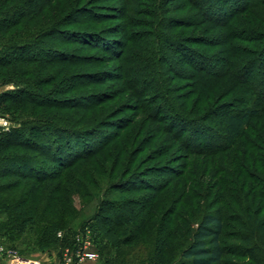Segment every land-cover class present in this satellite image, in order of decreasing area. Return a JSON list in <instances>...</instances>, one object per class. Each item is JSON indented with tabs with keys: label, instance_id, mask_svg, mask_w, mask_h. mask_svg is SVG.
Segmentation results:
<instances>
[{
	"label": "trees",
	"instance_id": "1",
	"mask_svg": "<svg viewBox=\"0 0 264 264\" xmlns=\"http://www.w3.org/2000/svg\"><path fill=\"white\" fill-rule=\"evenodd\" d=\"M105 1L118 3L121 9L119 16L105 14V18L123 21L109 33L123 40L107 42L109 38L91 28L99 20L86 4L89 0H0V85L13 84L0 92V115L16 124L0 127V244L19 252L55 247L64 213L72 210V193L86 191L88 184L97 186L93 175L89 181L80 175V170L94 173L83 161L131 123L107 122L102 113L89 112L103 101L93 91L82 90L100 84L94 75L104 72L107 81L122 80L136 108L144 110L149 123L140 125L143 133L151 138L162 133L189 154L217 160L207 183L195 180L188 162L155 184L146 181L151 170H132L127 177L122 172L115 181L114 185L127 183L125 192L150 191L138 200L145 207L165 186L175 182L179 189L161 214L155 264L174 259L172 264H264V0H148L149 21L144 25L151 29L149 50L145 43L139 44L136 31L131 32L142 24L135 19L136 6L146 0ZM112 45L117 53L110 52ZM90 49L112 54L117 67L110 72L104 66L103 72L94 74L100 62L85 53ZM76 67L77 71L70 70ZM173 73L190 87L179 97L173 94L178 86L169 85ZM218 84L230 94L223 103L214 90ZM148 92L151 98L143 101ZM27 110L29 115H19ZM105 124L115 131L101 133ZM149 124L152 128L146 130ZM146 139L130 143L144 151L151 140ZM239 144L244 146L237 151ZM154 150L159 171L169 159L170 147ZM221 154L234 155L232 166L219 164ZM190 192L199 195L204 206L198 210L196 202L185 203L187 211L177 214ZM114 207L112 212L106 210L112 226L115 221L121 225L128 212L130 219L138 217L126 204L120 208L127 215ZM168 221H181L184 232L171 246L166 262L158 251L166 248L172 230L158 235L165 232ZM228 221L235 224L230 243L223 241ZM141 222L146 219L134 228L133 237Z\"/></svg>",
	"mask_w": 264,
	"mask_h": 264
},
{
	"label": "rangeland",
	"instance_id": "2",
	"mask_svg": "<svg viewBox=\"0 0 264 264\" xmlns=\"http://www.w3.org/2000/svg\"><path fill=\"white\" fill-rule=\"evenodd\" d=\"M143 2L144 3H141V5L138 7L136 6L138 15L135 17V19H137V21H139V23L141 22L142 24L132 28L131 32L136 31L137 37H139L140 40L139 42H141L139 44L143 45L145 43L147 46L146 48L148 49L150 48L149 43L151 40V35H149V33H151V29L144 24L145 22L149 21V17L147 16V13H149V3L148 0ZM86 4H88L90 9L96 12V19L99 20L97 23L92 24L93 26H91V28L96 29L97 34H103L104 37L109 38L107 42H110L111 39L118 40L120 36L109 35V33L113 26L122 24L123 21L118 18H105V14L119 16L118 13L121 12V9H119L117 5L118 3L116 4L114 2L105 0H89V2ZM109 8L112 10H107ZM123 39L124 37H121L119 40ZM62 48L75 50L73 45H64ZM112 48L110 52L115 50L114 53H117V49H115L114 45H112ZM96 50L97 49H90L85 52L88 56H92L93 59H99L100 63L97 65L98 68L93 71L95 72L94 74L101 72V69L104 68V66H109V70L112 72V70L117 67V61L112 59V54L109 55L108 53H104V51ZM181 66L183 65H179L177 68H180ZM70 70H74L75 72L78 70V67L71 68ZM103 74L105 73L103 72L100 75H94L96 80H102L100 84L91 85V87L86 86L82 90V92L93 91V94L100 97V100L103 101H100L101 103L98 104L93 109V111L91 109L89 112H98V114L102 113V115L105 116L104 119L108 118L106 120L107 122L121 121V123H123L124 119H129L131 123L126 127V129L119 131V135L115 137L109 144H107L102 150L98 151L90 159L83 161V163L86 166H89L91 171L94 173L89 174L80 170V175L87 181H89L90 178L94 176L96 178L95 184L97 186L94 184H88L86 191L79 190L76 193H72L70 196L71 199L69 201L72 210L68 213H64V215H66L65 222L61 230L57 231L56 233L58 241L55 247H50L45 251H32L33 248H31L28 251L25 250L24 252H19V250L8 247L6 243L0 244L9 249L16 250L18 254L32 261L31 263L28 260H22L19 261V264H59L66 248L70 249V252H73L85 245L89 249L96 251L98 254V258L95 262H87V264H155L156 256H153L156 254L155 248L157 243L155 238H157L158 234L156 230H158L160 226H163L161 225V222H163L164 218V214H161L164 206L167 205L169 201H171L179 189L176 188L175 182L169 184L167 187L165 186L158 192L156 199H154L151 204L145 207L144 201L142 200V202L138 205V200H140V198H146L149 194H152L150 191L125 192L127 183L123 182L122 185H114L115 181L120 178V176H123L122 172H126V176H124L127 177L129 176V173L133 172L134 170H139L142 173L151 170L150 173L147 174L146 181L151 182V184H155L156 180L163 181L164 178L169 176L171 173H174L175 171L180 172L179 170L182 169L186 162H188L190 165L189 171L193 170L195 172L194 178L196 181L201 182L204 180L207 183V181L212 180V172L217 166L214 163H216L217 160L212 159L213 157L211 158L210 156L189 154V150H185L183 146H179V142L175 143V141L171 139L170 136H168V138H164V134L162 133L154 135L155 137L152 138L150 135L143 133V129L140 127V125L144 126L149 123V121H147L145 118L144 110L142 111L140 108H136V101L130 97V91L125 88L122 80L117 83H115V81H107L105 80V77H103ZM139 75V77L143 79L142 74L139 73ZM174 75L175 73L171 75V78L175 79L172 80L169 85L172 88L174 85L178 86V91L176 93L174 92L173 94L179 97L181 93L188 92L190 87L187 86L188 81L185 78H176ZM10 76L12 78L18 77V75L14 74ZM150 86H152V84H150ZM12 88L13 84L0 85V92L2 90ZM225 88L226 87L222 88V86H219L218 84V87L214 89L216 93L220 95L218 99L221 103L225 102V100H228L227 98L230 96L229 91H227ZM150 95L151 92H148L146 95H144L143 101H146L147 99L149 100L151 98ZM168 95L173 101H175L171 93ZM28 112L29 110H27V112H22L19 115L26 116L29 115ZM167 113L168 112H166V114ZM3 120H5L7 124L5 126L0 125L1 128H9L16 125L14 122L0 115V124L3 123ZM254 122H252L253 126L256 127L258 123L256 122V124ZM145 128L146 130L151 129L152 126L149 124V126ZM99 130L101 133L110 135L115 131V128L110 124H105ZM173 130H176L175 127ZM248 132L247 133L249 135H252L253 131L249 130ZM144 138H147L146 140L151 139L149 142L150 145L147 146V144H145L144 151H137L134 149L135 144L130 143V141H134L135 139L142 140ZM162 145H169L170 150L167 153L169 159L165 166L162 168L160 167V170L157 171L156 168H158L159 164H157V161L154 160V158H158L155 157L157 152H155L154 149ZM243 146L244 145L239 144L236 149H241ZM233 152L235 153L236 151L234 150ZM219 156V159L223 158L222 161L219 162L222 167H228L230 164L232 166L234 162V155L229 156L227 154L225 157L223 154H221ZM228 163L230 164L228 165ZM125 166H127V170H124ZM213 180H215L214 177ZM194 189L196 191L199 190L196 187ZM196 191H194V194H196ZM194 194L190 192L184 195L182 203L178 207L177 214L183 210L184 213L187 211L184 207L185 203L188 205L196 202L199 205L198 210L200 209V206H204L205 203L202 201L203 199L199 198V195L195 196ZM122 204H126L133 214L138 217L135 220L130 219V213L128 212L129 215H127V211L125 212L123 210L124 205L121 207L123 209L120 208V205ZM216 206H218V204ZM111 207H114V210L120 212V214L122 213L127 215L126 217L123 216L120 219L121 225L115 221L112 226L111 222L108 220V218H106V215L108 216L106 210L108 209L112 212L113 208ZM145 219L146 222H141L142 226L140 230L138 231L136 237H133L131 235L132 231L134 228H137L138 224H140V221ZM105 220H107V222H105ZM227 224L228 226L224 231L225 237L223 238V241L230 243L234 240L232 237L228 236L230 233L232 234L235 224L230 221H228ZM166 228L167 229H165V232L160 233L158 236L161 237L170 230H172V236L171 239H168L166 248H163L161 253L158 251V256H162V258L168 262L167 259L170 256L169 252L170 249H172L171 246H174L180 242L184 230L183 223L181 221H168V226H166ZM22 244L24 245V243ZM225 257L228 259L233 258L234 260H238V257H232L229 255H225ZM173 261H175V259ZM173 261H171L170 264H172Z\"/></svg>",
	"mask_w": 264,
	"mask_h": 264
},
{
	"label": "built area",
	"instance_id": "3",
	"mask_svg": "<svg viewBox=\"0 0 264 264\" xmlns=\"http://www.w3.org/2000/svg\"><path fill=\"white\" fill-rule=\"evenodd\" d=\"M6 124L7 122L3 120V123L0 125L5 126ZM97 258V252L93 249H89L85 245L73 252H70V249L66 248L59 264H87V262H95ZM22 260H28L32 263L31 260L24 258L20 254H18L16 250L9 249L3 245H0V264H19V261Z\"/></svg>",
	"mask_w": 264,
	"mask_h": 264
}]
</instances>
